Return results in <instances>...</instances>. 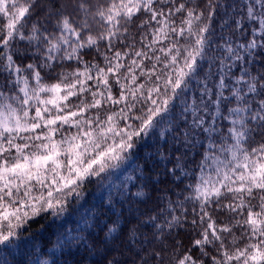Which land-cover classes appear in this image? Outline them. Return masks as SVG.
Segmentation results:
<instances>
[{"label":"snow or ice","instance_id":"obj_1","mask_svg":"<svg viewBox=\"0 0 264 264\" xmlns=\"http://www.w3.org/2000/svg\"><path fill=\"white\" fill-rule=\"evenodd\" d=\"M40 220L29 264H264V0H0V251Z\"/></svg>","mask_w":264,"mask_h":264},{"label":"trees","instance_id":"obj_2","mask_svg":"<svg viewBox=\"0 0 264 264\" xmlns=\"http://www.w3.org/2000/svg\"><path fill=\"white\" fill-rule=\"evenodd\" d=\"M168 167H171V165H168ZM153 175H155V173H153ZM121 179H123V177H121ZM138 187L139 184H137L136 187H133L130 184V194L135 193ZM160 187H163V185ZM104 195L106 200L107 194L104 193ZM100 197L101 193L97 190L94 184L87 186V203L85 206H95L93 210L95 215L100 217L101 225L110 223L111 220L115 219L120 213H123L122 221L132 220L134 224L136 221L133 217L138 215L136 209L143 212L152 207V203H149L147 206L136 203H132L131 205L127 202L121 203L119 202L120 198L117 197V202H115L114 207L108 209L106 203L104 207H100ZM76 219L77 216L72 215L69 218V222L66 224V227L74 228ZM57 223H61V221H58ZM126 226L132 227V224H127ZM53 231H55V228L51 226L48 221L40 220L37 223H34L29 232H25L24 236L17 241L18 247L0 251V262L6 260L7 264H29V260L31 259L30 254L34 250L39 251L40 249L47 250L50 248L49 241L55 239V237L52 236ZM179 239H181L185 244L188 243V238L183 232L180 233ZM71 251L73 254L67 257L59 256L58 254V264H96L103 250L101 248L100 252H96L87 251L84 248H80L79 250L73 248Z\"/></svg>","mask_w":264,"mask_h":264}]
</instances>
